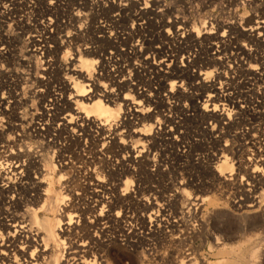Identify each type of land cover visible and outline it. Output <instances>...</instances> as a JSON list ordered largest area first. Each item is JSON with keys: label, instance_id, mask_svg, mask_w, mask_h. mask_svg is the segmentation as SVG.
Masks as SVG:
<instances>
[{"label": "bare ground", "instance_id": "1", "mask_svg": "<svg viewBox=\"0 0 264 264\" xmlns=\"http://www.w3.org/2000/svg\"><path fill=\"white\" fill-rule=\"evenodd\" d=\"M68 1H70V0H68ZM95 1L97 3H100L99 0H95ZM95 1H94V3H95ZM120 1L121 2H119L116 5V10L119 11V12H122V13L125 12L126 14L124 16L125 18L122 21H120V24H119V27H118V31L117 32H114V34H112L113 35L112 37H109L108 34L105 33L107 35V37L106 36H103V37H101L102 39L101 40L99 39V41H98L99 44H100V45L98 44L100 46V49H98V48L97 49H94L95 46L93 48L92 47H89V46L85 47V50L83 52L88 57L90 56V58H82L81 56H77L76 55V59H75L76 60V70H75L76 71V75H75L76 76V81H72L73 84L70 86V84L68 85L66 82H64V81L61 82V80H60L61 86H59L57 89L56 88L55 89L58 92L56 94H59L58 96H61V98L60 97L59 98L57 97V98H52V99H49L48 100L49 103H48L47 110L51 111L52 112V115L51 116H39V118L42 121H44V127H42L43 131L44 130L46 132L53 131L54 133H56L57 136H62L63 135L65 141L67 143H69L71 146H73L74 148L80 147V144H81L82 139L88 140V146H87L88 152L91 153L90 155H92L95 160L96 159L100 160V159H102V157H103V155L105 153L113 152L112 151L113 149H116V151L120 152V151L126 150L128 148L127 145H125L124 143H122L118 139L117 140L119 142H117V143L115 142L116 133H117L118 129H120V127H121V129H122L121 131L123 133L122 136H124V137L125 136H129V135H132V134L133 135H137V136L140 135V136L145 137L146 140L152 146H155L157 143L158 144L159 143L162 144L163 147L164 146L176 147L178 145H181L182 148L184 149V152H185V151H190V149H192L193 147H196V146H199L201 149H203V151H205L204 149H206L207 147H206V145L202 141V139L204 137H207L206 139H209L210 140L211 145H213V146H210V147H215V145H217L218 136H216V135H214L213 137L211 136V135H213V133L215 134V131L212 130V129L211 130H208L207 129L208 127H206V125L205 126L202 125V124H205L206 121L218 120V122H220V121H222L224 119H229L230 120L231 119V116H235V117L236 116H239V117L240 116L241 117L242 116H250V120L253 119V122L260 121L258 119H260L261 116H263V114L259 111L261 108H259V110L258 109H249V107L247 105H245V104L248 102V97H249L247 95L248 93L253 96V97L251 96L252 98H250V99H253V100L256 99L257 100L256 102H258V103L255 105V107H260L264 103V90H258L257 92L254 91V86L260 80V76L258 77L259 73L262 71L261 73H263L262 75H264V67H262L261 71L258 72L257 71L258 70L257 67H260V66L250 65L252 63H250L251 61H249L248 63H250V64H248V65H250V66H248L244 71H242L238 75L232 74L233 71L230 70L231 71V75L223 76L224 74L222 75V71L221 70L218 71V69H217V71H216V69L211 66L213 69H215V72H216V73L214 72L215 74H212V69H210V63H208V61L210 60V57H209V59H206L208 61H206V60L204 61V58L198 57L199 55L197 56V55L192 54L193 52L191 51L192 49H191L190 46H192V45L194 46L195 43H198L199 44L202 41L201 39H206V37L207 38H211L210 36L208 37L207 35H216L217 34L216 33L217 32L216 29H223L222 34H219V37H220L219 38V42H220V39H221V42H220L219 45H218V42H217V46L215 44V47H217V49L212 53L213 55L211 56L212 57L211 58V60H212L211 62H214V63H217L218 64L219 62H222L221 60L224 57L223 55H222L223 56L222 58L219 57V54L224 49H226V45H227V44H225L223 42H225L226 40H229L230 39L229 37L225 36V33L224 32H226V34H227V32H228V34H233V35H235V37L236 36L237 37L238 36H242L243 38L245 37L246 38V42H247V39H248L249 42H251V44L254 43L256 45H261L263 43V45H264V18H261V17L247 18L248 16H246V19H247L246 20L247 22L245 23L246 25L244 27H240V29L239 28H235L234 26H232L235 23L232 24V25H231V23L230 24H222V23L220 24V23H217V21H219V20H217L216 21V29H215L216 31H209L207 29L204 30L205 28L202 29V28L199 27L200 29L203 30L202 32H201L200 29H193V30L191 29L190 30L191 33H190V31L188 32V29L186 28L187 26H186V24H185V22L183 20L180 21L179 18L176 15L171 16V14H172V10H171L172 7L170 8V6H168V4H167V7H162V6H160L161 4L158 5L159 3L158 4H154V2H151L153 4H146V3L143 4V5L140 4L139 7L137 6L138 8H135L134 9V7H135L134 6L133 7L134 10H132L133 12L131 13V11H129V6L127 5V3L130 2V1H128L126 3H125V0H124V3L122 2V0H120ZM212 1H214V0H212ZM212 1H210V2H212ZM72 2H74V1H72ZM77 2H79V1H77ZM82 2H83V0H82ZM133 2H135V1H133ZM139 3H142V2H139ZM203 3H204V1H203ZM64 4H66V3H64ZM72 4L75 5V2L72 3ZM79 4L81 5V2ZM231 4H233V7H234V3H231ZM68 5H69V3H68ZM80 5H79V7H80ZM84 5L82 4V6H84ZM205 5H207V4H205ZM211 5H213V4H211ZM64 6L66 7V5H64ZM226 7H228V6H226ZM112 8H114V7H111V9ZM214 8H215V6H214ZM98 9H99V7H98ZM98 9H96V10L98 11ZM77 10L75 12H77ZM91 10L94 11V8H91ZM262 10H260V11H262ZM73 11H74V9H73ZM81 11H82V8H81ZM111 11L113 12V10H111ZM78 12H80V11H78ZM98 12L100 13V11H98ZM115 13H116V11H115ZM66 14L68 16V12ZM72 14H73V12H72ZM62 15H63L62 18L64 19V14H62ZM83 15H85V14H83ZM104 15H102V17ZM259 15H261V14H259ZM86 16L89 17L88 15H86ZM166 16H169V17H167V19H165ZM54 17H56V16L54 15ZM249 17H251V15H249ZM94 18L96 19L98 17H93V20H94ZM122 18H123V16H122ZM241 19H243V18H241ZM111 20H113V21H111ZM111 20H110L111 21L110 24L113 23L112 24L113 26L114 25L116 26L118 24V19H114V17H113V19H111ZM106 21H108V19ZM222 21H224V20H222ZM51 22H52V19H51ZM203 22L205 24V21H203ZM209 22H211V21H209ZM84 24L87 25V23H84ZM208 24H210V23H208ZM208 24H206V25H208ZM69 25H70V23H69ZM238 25H239V23L237 24V26ZM243 25L244 24H242V26ZM81 26H82V24H81ZM198 26H199V24H198ZM86 27H88V26H86ZM93 27H94V25H93ZM96 28H98V27H96ZM94 29H95V27H94ZM111 29H112V27H111ZM114 31H115V29H114ZM100 33H101V30H100ZM92 36H93V34H92ZM111 39H115V41L114 40H111ZM241 39L242 38H240V40ZM92 40H93V38H92ZM229 41H231V39ZM234 41L232 40V42H234ZM243 41H245V40H243ZM76 42H77V40H76ZM232 42H231V44H232ZM212 43H214V42H212ZM90 44L92 45L93 43H90ZM117 44H119V46H121V48L119 50L117 49ZM223 44H225V45H223ZM242 45H244V44H242ZM81 46L83 47V45H81ZM96 46H97V44H96ZM104 46H106V47L107 46H111L110 48H108L111 51L106 50V51L109 52V53H107V54H109L108 57H103L104 55H106V52L103 49ZM197 47H199V46H197ZM210 47L212 48V46H208V48H210ZM245 47H246V45L244 46V50H245ZM65 48H66V46H65ZM213 48H214V46H213ZM213 48L211 50H214ZM236 48H238V47H236ZM70 49L73 50L72 48H70ZM233 49H235V47ZM67 50L68 49L64 50V53L68 52ZM259 50H261V49H259ZM262 50H261V53L262 52L264 53V51H262ZM196 52H197V50H196ZM226 52L224 54H226ZM233 52H234V50H233ZM183 53H185V54H183ZM178 54H179V56L181 54V58L179 60L177 59ZM207 54H206V56H208ZM250 54H251V52H248V55L249 56H250ZM115 55L118 56V59H117V61H114L113 60L114 61V65H115V69H112L113 72H119V73L121 72L122 73L123 72L122 70H126V69L132 70V72H134V77H132L133 82L131 84H129L127 82L128 79L126 80L125 78H122L120 80L119 78H117V80L119 79L117 81V84H118L117 86L118 87L119 86L120 87H122V86H128V87H130L131 86L132 89L134 90V93H133L134 95L133 96L132 95L129 96L127 93H124L122 96L120 95L121 97H119V99H118L119 100V103H118L119 106L117 108L114 107V104L109 99L113 95L112 94L113 93L112 90L107 89V85H97L96 82H95V80H94V78H92V76H91V74L93 72V69H94L93 67L97 66V68H99V69L101 68V70H103V68L106 67L105 64L106 63H109V62H106V60H110V62H111L112 59H113V57ZM226 56H227V54H226ZM237 56H238V54H237ZM240 56H242V55H240ZM245 56H246V54H245ZM55 57H56V55H55ZM68 57L69 58L71 57V59L73 60L74 59V54H73V57L72 56H68ZM262 60H263L262 62H264V55L262 57ZM57 63H58V61H57ZM52 64L53 63L50 62V65L51 66H52ZM229 65H231V63H229ZM62 66H64V65H62ZM240 66H241V64H240ZM255 66H257V67L255 68ZM223 67H226V66H223ZM226 69H227V67H226ZM52 71H53V69H52ZM106 71H107V69H106ZM53 73H54V71H53ZM112 73H110V74H112ZM119 73L116 74L115 76L119 75ZM228 73H229V71H228ZM110 74H108V75H110ZM61 75H62V78H63V74H61ZM103 76L105 77V75H103ZM103 76H102V78H103ZM113 77L114 76H112V78ZM55 78H57V77H55ZM114 78H116V77H114ZM101 81L102 80H100V82ZM115 82H116V80L115 81L113 80V84ZM152 85H158V87H155V90H152L151 89V86ZM165 85H167V87H168L167 89L168 90H167V93L166 94H164V93L163 94L166 96L167 99H169L171 101L170 102L171 104H166L165 105L166 108L163 107L165 109V110L163 109V113L158 114L159 111H157V109H156V107H158L157 106L158 97H159L160 89L162 87H163L162 90H164V88H166ZM160 86H161V88H160ZM243 88H244V90H242ZM256 88H257V86H256ZM70 89L75 92L74 95H72V96H71L72 93L68 92ZM0 90H1V88H0ZM128 90H129V88H128ZM114 91H115V89H114ZM65 92H67L66 94H68V96H69V98L65 97V99L67 98V102H65V99L62 100V94H64ZM122 92H124V91H122ZM51 94H52V91H51ZM183 100H186V101L188 100L189 101V103L187 102L188 103L187 106L180 104ZM61 102L63 104H61ZM116 103H117V101H116ZM165 103H163V104H165ZM237 104L239 105L238 108L236 107ZM228 105L232 109L227 108ZM60 106H61V108H60ZM38 110L39 109H37V111ZM160 110H161V108H160ZM188 112H190V113H188ZM178 115H182V116H178ZM196 115H198V116H196ZM114 117H118V119L120 121V124H118L114 128L107 127V125L110 123L111 120H113ZM233 118L234 117H232V119ZM248 119H249V117H248ZM5 120H6V118H5ZM253 122H251V123H253ZM13 123H16V122H13ZM40 124H41V122H40ZM225 124L228 125V124H231V123H225ZM201 125L203 127H201ZM262 125H264V124H262ZM190 126H191V128L192 127L194 128V130L192 128L193 131L190 130ZM8 127L9 126H7V128ZM31 127H34V126H31ZM258 127H259V125H258ZM218 128H220V127H218ZM254 128H255V126H254ZM259 129H260V127H259ZM261 129H262V127H261ZM251 130H252V128H251ZM30 131H32V130H30ZM190 133H192L193 136L200 137V138H195V139H193L194 141H189L191 139V138L189 139V134ZM230 133H231V131H230ZM233 133H234V137H236V139H237V136H244L245 137V135H246V133H243V131H239L238 134H236V135H235V132H233ZM32 134H34V133H32ZM192 138H194V137H192ZM207 142H208V140H207ZM261 142H262V144L264 146V134L258 133V134L253 135L250 138V140H248L247 143H245V145L244 144L242 145V143H241V146L239 148L240 151H241L240 153H241V155L243 154V155L246 156V159H245L246 161L244 162V165L245 164H247V165L250 164L251 161H253V159L255 157H256L255 159H257L259 156L264 155V147H263V149H261V150H259L257 152H256V150H254V147L255 146H260ZM104 143H110V145L108 144L109 145L108 146L106 144L107 146H104L105 145ZM144 144H146V143H143V145ZM232 144H233V142H232ZM246 144H250V145L249 146H246ZM130 146H131V144H130ZM156 146H158V145H156ZM67 148L68 147L65 146V145H61V146L58 147L59 151L62 152L61 160H60V162L58 163V165L56 167L58 170H60V169H71V168H73V166H71V164H70L71 163L70 159L67 156L63 155V152ZM149 148H151V147H149ZM11 149L12 148H10V145L8 144V142H5L3 144V142L0 141V205L2 206L0 208V264H46L45 261H46V259L48 257V253L47 252L49 250L47 240L40 235V231H38V229L37 230L33 229V227L35 225H33L30 222H28V220H26L23 216L17 215L15 213V211H17L16 210L17 208L22 207L23 204H25V205L26 204L27 205L28 204H30V205H33L34 204L36 206L34 207V205H33V207H32V215L31 216H33V218L35 220L36 219H39V217H40L39 215L42 212H44V210L46 209L45 207H46V204H47V195H48V192L50 191V189L48 187L47 188H43V185L42 184H43L44 181H42L43 179L41 180V178H39L37 176V174H39L41 172V170H43V169H41L42 167L38 165L37 160H35L34 157L30 156L28 153H26L24 151H21V150L13 151ZM16 149H20V148L18 147ZM164 150H163V153H164ZM130 151H133L134 152V148L132 150H130ZM142 151H143L142 148H140L137 151L138 154L134 155V157L132 156L133 159L130 158L129 155L126 156V158L125 157L122 158V159L120 158L121 160L116 164V165H118L117 166L118 167V170H117L118 172L115 171L116 168H114V169L111 168L113 171L110 172V177L111 176L112 177H116L117 176V178H118V177L122 176L123 174H126L128 172V169L130 170V168L127 169L125 167V165H124V162H126V161L131 162L135 166L136 165L139 166L141 164V162L143 161V157H144L143 156L144 153L140 154ZM247 151H252V152L255 151L254 154L252 153L254 155V158L249 157L250 155L247 156V154H248ZM238 152H239V150H238ZM115 153H117V152H115ZM121 154H123V152ZM198 154H196V155H198ZM77 156H79V155H77ZM83 156H84V154H83ZM206 157H207V155H206ZM220 157H221V159H219ZM220 157H218V159L216 160V163L217 164L216 165L214 164L215 165L214 172L217 173V175H219V176H222L223 175L222 173H226L228 171L229 172H232L233 171V166H232V163L233 162L230 164L229 161H228L229 159H228V157L226 155H223V156H220ZM175 158H176V155H175ZM144 159H145V157H144ZM172 159H174V158H172ZM196 159H197V161L194 164H196L197 167H199L201 165L202 161L199 160L198 157ZM237 159H239V158L237 157ZM261 159H262V157H261ZM91 160L92 159H90V161ZM111 160H113V159H111ZM94 161H93V167L92 168H90L89 170L87 169L83 174L80 173L83 176V182L81 184H76L75 183V185L73 186V183H72V185L69 186L70 179H71V175H70L71 172H70V174L67 173L68 175L66 173L63 174L64 172L62 174H60V176L58 175L59 178H62L60 180L61 181L62 180L64 181V186L67 189V190L65 189L67 191V194H66V192H65V195H61L60 194L62 207H61V209L59 208L60 209L59 216H57L58 218L56 217V221H55V224H54L55 226H53V227H56L57 230H58V235L59 236L57 235V237H58V239H57L58 242L57 243L60 244V245H62V247H63L62 250L63 249L65 250L64 255H62V258H61V264H108V262L106 261V258H105V263H104V260H100V261L97 260V258L99 256L96 258L95 254H94V250H92V247L94 245L92 244L93 246L91 247L89 245V242H88L89 240L87 239L88 238V235H89L88 231L89 232L90 231H94V233L96 234L95 231L99 230L100 232H104L105 233V231H110L109 229H111V227H113L115 225V226H117L116 228H119V230H120V233L121 234H120L119 237L122 238L121 241L122 240L126 241L127 239H126V235L124 233V230H128L129 233H127V234H131V232H132V234H135V233H133L134 232V229L133 228H135V227L132 226V223L133 222H136L138 220L141 221V222H144L142 219L140 220V218L136 215L138 213V211L141 210V209L142 210H145V211L146 210H149L150 211L149 215L147 216L148 219H149V227H148L149 229L148 228L147 229L150 230V233L153 236L156 235V233L158 235H160L158 233V231H157L159 229L158 228L159 226L162 227V228H165V229L166 228H169V227H171V229H172V227H173V225H171L172 221L170 223L169 220L167 218H165L166 215L168 216V214H165V207L166 206H169L168 203H167V201H166V198H165V196L167 194L164 195L162 191H160V190H158L156 188H155L156 190L153 189L152 188L153 186H151V185H150L151 188L149 186L144 187L143 185H142L143 187H141V185L139 183L140 180H137V178L135 180L136 183L135 184L133 183V185H132L133 188L131 187L132 189H128V186H129L128 185V181L127 180H124V182H123L124 188H121V190H119V192H117V190L115 189L116 192H117V195H115L114 200L111 198L113 196H111L109 198H111L110 200H113V201H110V202H107L106 201L105 202V200H103V195L105 193H107L108 190H111V193H112V191L114 189H109L110 187L108 188L106 186L107 185V182L101 177V175H100L101 173H99L97 171L96 161L95 162ZM161 162H165V161H162L161 160ZM101 163H102V161H101ZM103 163H105L107 165V167H108V165H112V166L115 165V164L114 165L112 164L114 162L110 163V161H108V162H104L103 161ZM103 163H102V165H103ZM254 164H255V162H254ZM153 165H154V163H153ZM211 165H213V164L211 163ZM237 165H240V164L237 163ZM252 165H253V163H252ZM54 166H55V164H54ZM140 166H142V165H140ZM99 167H101V166H99ZM103 167H105V166L103 165ZM107 167H105V168H107ZM240 168H242V167H240ZM247 169L248 168H246V169L244 168L245 171H247ZM30 170H32V173L34 175V176L32 175L33 177L30 176ZM74 170H76V169H74ZM199 170L200 169H198V171ZM107 171H109V170H107ZM59 172H61V171H59ZM105 173H106V171H105ZM133 173H132V175H133ZM141 173H143V172L141 171ZM151 173L153 174V172H151ZM251 173L255 174V176L252 177V179L255 178L256 181L258 180V182L260 180H262V181L264 180V170H262V168L255 166L254 169L251 171ZM9 174H12L13 176L14 175L15 176L17 175V177L20 176L21 179H24V180L28 181L26 183L27 185L26 186H22V187H18V188H14V186H13L14 184L12 185L7 180V177L6 176H8ZM155 174H156V172H155ZM159 175H160V173H159ZM230 175H232V173ZM47 176L49 177V175H47ZM106 176H107V174H106ZM106 176H104V177H106ZM142 176H144V175H142ZM151 176H153V175H151ZM238 176H240V175H238ZM256 177H258V178H256ZM59 178L57 180H59ZM8 179H9V177H8ZM80 179H82V177ZM246 179H247V177H246ZM250 179H251V176L249 177V180ZM147 180H149V179H147ZM160 180H162V179H160ZM181 180H182V178H181ZM212 181H213V179H212ZM221 181H223V180H221ZM149 182L150 181H147L146 183H149ZM260 183H258V184H260ZM76 185H78V186L76 187ZM157 185L159 186L158 183H157ZM157 185H156V187H157ZM46 186H47V183H46ZM162 187H163V185H162ZM169 187H167V188L169 189ZM119 188H120V186L117 189H119ZM163 188H165V187H163ZM196 189H197V187H196ZM253 189H254V187H253ZM128 190H131V191L129 192ZM206 190H208V189H206ZM235 190H237L236 187H235ZM242 190H244V189H242ZM170 192H171V190H170ZM111 193H109L108 195L110 196ZM19 194H21L22 197H19ZM233 194H234V192H233ZM240 194H242V193H240ZM131 195L135 199V200L132 199L133 200V204L131 203L132 206L134 208H138V209L140 208V209L137 211V213L135 215L132 214L133 216L132 217H129V215L125 214V212L127 210L124 211L123 205L128 200L131 199ZM168 195H169V192H168ZM156 196L159 198L160 201L159 200L158 201L156 200L157 202H154ZM249 196H247V197H249ZM107 197H105V198H107ZM58 198H60V197H58ZM201 200H202V198H201ZM240 200H241V197H240ZM129 202H128V204H129ZM189 203H191V202H189ZM79 204L82 205V206L79 207L78 206ZM58 205H57V207H58ZM240 205H238V206H240ZM252 205L253 204L249 203L247 206H251L252 207ZM190 206H191V204H190ZM128 207H125V209L128 208ZM30 208H31V206H30ZM198 208H199V204H198ZM146 212H148V211H146ZM194 212H196V211L194 210ZM129 213H131V212H129ZM173 222L175 223V221H173ZM37 223H38V220H37ZM150 223H152L153 225L150 224ZM133 224L135 225L136 223H133ZM145 225H146V223H145ZM154 225H155V228L154 227L152 228V226H154ZM38 226H40V225H38ZM140 226H142V225H140ZM156 226H158L157 227V230H155L156 229ZM150 227H151V229H150ZM115 229H114V231H115ZM79 230L80 231H83V234L82 233L79 234L78 233ZM53 231H54V229H53ZM144 232H147V231H144ZM178 232L179 231H177V233ZM183 232L185 233V231H183ZM183 232H182V234H183ZM219 232H221V231H219ZM167 234H169V233H167ZM163 235H162V237H163ZM95 236H97V235H95ZM135 236H136V234H135ZM170 236H171V234H170ZM170 236H169V239L174 237V236H171V237ZM156 237H159V236H156ZM236 237H237V235H236ZM117 238H118V235H117ZM129 238H130V236H129ZM181 238H182V236H181ZM118 239H120V238H118ZM143 239H145V238H143ZM154 239H156V238H154ZM104 240H106L107 243L106 244L100 243V246H104L105 247L104 253L106 252L107 253L106 255H108L112 259V261H113V262L111 261L112 264H124V263H122L123 258H130V259L136 258V254L137 253L136 254H133L132 253L133 256L128 255V253L126 252L125 247L122 245V243L121 244L119 243L120 240H119V242H117L118 240L116 241V240H111V239H104ZM171 240L172 239H170V241ZM53 241H54V238H53ZM133 241H135V240H133ZM140 241L142 242V240H140ZM175 242H174V244H176ZM135 243H137V242H135ZM145 243H146V240H145ZM171 243H173V242H171ZM98 245H99V243H98ZM55 246H57V245L55 244ZM100 246H98V247H100ZM136 247H138L137 244H136ZM186 249H187V247H186ZM96 251H99V250L97 249ZM249 252H250L249 253L250 254V259H252L250 262H253V260L256 257V255H255L256 254V251H255L254 248H252V251H249ZM230 253H231L230 251H227L226 249H223V254L227 257V258L224 257L225 259H223V261L226 262V264H238L237 263V260L229 259V254ZM103 256H104V254H103ZM193 258L194 257H192V256H190V257L188 256L186 258V261H184V259H181V260H179V262H175V263H173L174 261L173 262H170V261L167 260L165 264H185V262H188V263L190 262V264H191V261L195 259V258L194 259ZM239 260H241V259H238V261ZM192 264H194V263H192Z\"/></svg>", "mask_w": 264, "mask_h": 264}, {"label": "rangeland", "instance_id": "2", "mask_svg": "<svg viewBox=\"0 0 264 264\" xmlns=\"http://www.w3.org/2000/svg\"><path fill=\"white\" fill-rule=\"evenodd\" d=\"M47 2V0H45ZM50 1V0H49ZM53 1V0H52ZM65 1V2H64ZM67 1V2H66ZM79 1V2H77ZM95 1V0H94ZM93 0H76L75 5L72 4L74 2H72V0L68 1V0H59V2H64L66 4V7L64 6L63 11L56 9V10H50L49 12H47L46 10L44 11V13H46L44 16V19L46 22H51L52 19V23L53 24H59L58 30L54 31L53 30V35L55 38V40H50L51 42L55 43V48L56 50H53L49 56H47V58H49L53 64L51 66V68L53 69V71L51 70L50 72V79H51V83L53 86H51V84L48 86V90H47V96L45 98V100L41 101L40 103H34V98H31L30 93H28L29 89L27 87H21L18 86L15 90H18V92H20V95L22 94V96L25 97V99H23L18 105H15V107L13 109L10 108V110L13 112L12 114L10 113V116H0V141L3 142V144L5 142H8V144L10 145V148H12L11 150L13 151H24L26 153H28L30 156L34 157L35 160H37L38 165L41 166L40 168L43 169L41 170V172L39 174H37V176L39 178H41L43 182V188H49L50 191L48 192L47 195V204H46V209L44 210V212H42L39 216V219H34L32 215V207L33 205L30 204H23L22 207L17 208L15 211V213L17 215L23 216L26 220H28V222H30L31 224L35 225L33 227V229L40 231V235L45 238L48 242V257L45 261L46 264H61V258L62 255H64L65 250H62V245L58 244V230L55 226V221H56V217L59 216V211L62 207L61 205V195H65V192L67 194V189L64 186V181L60 180L62 178H59L58 175L60 176V174H67L71 172V179H70V185L73 186L76 184H81L83 182V176L80 173H84L87 169L89 170L90 168L93 167V161L95 160L93 158L92 155H90L91 153L88 152V140L82 139L80 147H76L74 148L73 146H71L69 143H67L64 139V136H57L56 133H54L53 131L51 132H46L45 130L43 131L42 127H44V121H42L39 116H51L52 112L47 110L48 108V100L52 99L54 97H60L58 96L59 94L56 91V89L61 86L60 80L61 82H66L68 85L70 84V86L73 84L72 81H76V55L77 56H81L82 58H90V56L88 57L87 55L84 54V50L85 47L89 46V47H94V49H100V44H99V39L101 40L103 36H106V34H108L109 37H112L114 34V32L118 31V27L120 24V21H122L125 17V12H119L116 10V5L121 2L120 0H99L100 3H97L95 1L94 3ZM115 1V2H114ZM130 1V2H128ZM135 1V2H133ZM204 1V3H203ZM212 1V0H210ZM205 1V0H125V3H127V5L129 6V11H131V13L133 12L132 10H134L135 8H138L139 5H143V4H153L151 2H154V4H158L162 7H167L170 6V8L172 7V14L171 16L176 15L180 21H184L186 24V28L188 29V32L192 29H204V30H209V31H216L217 30V34L216 35H207L208 37L210 36L211 38H207L206 39H201L202 41L198 44L195 43L194 46H190L191 47V52L194 55H199L198 57L200 58H204V61L206 59L210 60H206L208 61V63H210V69H212V74H215V69L217 71L221 70L222 71V75L223 76H228L231 75V71L232 74L234 75H238L239 73H241L242 71H244L248 66L250 65H257L260 67L255 66V68L257 67V71L260 72L262 67H264V62H262V57L264 55V53H261V50L264 51V45L263 43L261 45H256L254 43L251 44V42H249V40L247 39L246 42V38L242 37V36H236L233 34H226L225 36L229 37L231 39V41L226 40L225 44L226 45V49H224L223 51L226 52V54H223V51L219 54V56L221 55L222 58V62L214 63L211 62V56L213 55L212 53L217 49V47H215V44L217 46V42L218 45L221 42H219V34H222L223 29H216V21L217 23H222V24H234L232 26H234L235 28H239L240 27H244L246 24V16H248L247 18H254V17H261L264 18V0H246L244 2L243 6H240L241 4L239 3V1H232L231 3H234V7L233 4H231L230 2H226V3H219L218 0H214L212 2ZM71 2V3H70ZM81 2V5L79 4ZM86 2V3H85ZM90 2V3H89ZM107 2V3H106ZM122 2L124 3V0H122ZM142 2V3H139ZM236 2V3H235ZM69 3V5H68ZM78 3V4H77ZM104 3V4H103ZM113 3V4H112ZM115 3V4H114ZM136 3V4H135ZM139 3V4H138ZM228 3V4H227ZM82 4L85 6H82ZM94 4V5H93ZM96 4V5H95ZM164 4V5H163ZM207 4V5H205ZM213 4V5H211ZM216 4V5H215ZM227 4V5H226ZM80 5V7H79ZM100 5V6H99ZM231 5V6H230ZM82 6V7H81ZM99 9H98V7ZM114 7L111 9V7ZM135 6V7H134ZM138 6V7H137ZM202 6V7H201ZM209 6V7H208ZM215 6V8H214ZM228 6V7H226ZM73 7V8H72ZM84 7V8H83ZM87 7V8H86ZM134 7V9H133ZM183 7V8H182ZM204 7V8H203ZM206 7V8H205ZM218 7V8H217ZM76 8V9H75ZM82 8V11H81ZM91 8H94V11L91 10ZM108 10H107V9ZM263 10H262V9ZM72 9V10H71ZM74 9V11H73ZM78 9V10H77ZM98 9V11H100V13L96 10ZM67 10V11H66ZM77 10V12H75ZM84 10V11H83ZM103 10V11H102ZM113 10V12L111 11ZM200 10V11H199ZM232 10V11H231ZM262 10V11H260ZM62 11V12H61ZM68 12V16L65 12ZM80 11V12H78ZM90 11V12H89ZM111 11V12H110ZM116 11V13H115ZM73 12V14H72ZM87 12V13H86ZM97 12V13H96ZM102 12V13H101ZM109 12V13H108ZM49 13V14H48ZM77 15H75V14ZM79 13V14H78ZM89 13V14H88ZM95 13V14H94ZM100 15H99V14ZM107 13V14H106ZM118 13V14H117ZM175 13V14H174ZM250 13V14H249ZM257 13V14H256ZM263 13V14H262ZM64 14V19L62 18ZM72 14V15H71ZM82 14V15H81ZM85 14V15H83ZM104 15L102 17V15ZM109 14V15H108ZM261 14V15H259ZM54 15L56 17H54ZM86 15H88L89 17H87ZM99 15V16H98ZM114 15V16H113ZM120 15V16H119ZM182 15V16H181ZM249 15H251V17H249ZM259 15V16H258ZM74 16V17H73ZM76 16V17H75ZM98 17V18H94L93 17ZM123 16V18H122ZM238 16V17H237ZM243 16V17H242ZM69 17V18H68ZM118 19V24L114 27L112 24H110L111 19ZM118 17V18H117ZM166 16L165 19H167ZM245 17V18H244ZM54 18V19H53ZM67 18V19H66ZM76 18V19H75ZM100 18V19H99ZM110 18V19H109ZM232 20H231V19ZM239 20H238V19ZM243 18V19H241ZM103 21H102V20ZM108 19V21H106ZM120 19V20H119ZM213 21H212V20ZM50 20V21H49ZM70 20V21H69ZM93 20V21H92ZM111 20V21H110ZM224 20V21H221ZM227 20V21H226ZM241 20V21H240ZM69 21V22H68ZM82 21V22H81ZM91 23H90V22ZM98 21V22H97ZM106 21V22H105ZM205 21V24L204 22ZM211 21V22H209ZM230 21V22H229ZM232 21V22H231ZM238 21V22H237ZM245 21V22H244ZM75 22V23H74ZM224 22V23H223ZM241 22V23H240ZM70 23V25H69ZM84 23H87L84 24ZM94 23V24H93ZM210 23V24H208ZM239 23V25L237 26V24ZM82 24V26H81ZM98 24V25H97ZM106 24V25H105ZM193 26H192V25ZM199 24V26H198ZM203 26H202V25ZM208 24V25H206ZM213 24V25H212ZM242 24H244L242 26ZM66 25V26H65ZM69 25V26H68ZM95 29H94V27ZM104 25V26H103ZM112 29H111V27ZM206 25V26H205ZM64 26V27H63ZM81 26V27H80ZM88 26V27H86ZM92 26V27H91ZM191 26V27H190ZM198 26V27H197ZM213 28H212V27ZM237 26V27H236ZM98 27V28H96ZM200 27V28H199ZM211 27V28H210ZM70 28V29H69ZM82 30H81V29ZM90 28V29H89ZM92 28V29H91ZM105 28V29H104ZM74 29H76L74 31ZM104 29V30H103ZM115 29V31H114ZM202 29L201 32L203 31ZM214 29V30H213ZM216 29V30H215ZM91 32H90V31ZM101 30V33H100ZM81 31V32H80ZM83 31V32H82ZM93 31V32H92ZM96 31V32H95ZM103 31V32H102ZM106 31V32H105ZM113 31V32H112ZM55 32V33H54ZM76 32V38L72 39L70 41L71 44V48L73 50L70 49V46L67 45V42L65 41V37L66 34L67 35H72V33ZM79 32V33H78ZM89 32V33H88ZM83 33V34H82ZM97 33V34H96ZM106 33V34H105ZM191 33V31H190ZM93 34V36H92ZM105 34V35H104ZM64 35V36H63ZM86 35V36H85ZM91 37H90V36ZM95 35V36H94ZM97 35V36H96ZM101 35V36H100ZM232 35V36H231ZM78 36V37H77ZM80 36V37H79ZM99 36V37H98ZM214 38H213V37ZM231 36V37H230ZM97 37V38H96ZM217 37V38H216ZM226 37V38H227ZM233 37V38H232ZM59 38V39H58ZM87 38V39H86ZM89 38V39H88ZM93 38V40H92ZM95 38V39H94ZM225 38V39H226ZM240 38H242L240 40ZM79 39V40H78ZM218 39V40H217ZM228 39V38H227ZM236 39V40H235ZM58 40V41H57ZM77 40V42H76ZM91 40V41H90ZM114 40L115 39H111ZM209 42H208V41ZM232 40L234 42H232ZM245 40V41H243ZM56 41V42H55ZM97 41V42H96ZM229 41V42H228ZM61 42V43H60ZM206 42V43H205ZM211 42V43H210ZM214 42V43H212ZM228 42V43H227ZM232 42V44H231ZM240 42V43H239ZM59 43V44H57ZM74 43V44H73ZM76 43V52L74 49ZM90 43H93L92 45ZM69 44V43H68ZM91 46H90V45ZM95 44V45H94ZM97 44V46H96ZM99 44V45H98ZM206 44V45H205ZM208 44V45H207ZM223 44V45H225ZM229 44V45H228ZM240 44V45H239ZM244 44V45H242ZM63 45V46H62ZM83 45V47L81 46ZM205 47H204V46ZM235 45V46H234ZM245 50H244V46ZM250 45V46H249ZM66 46V48H65ZM68 46V47H67ZM199 46V47H197ZM208 46H214V50H211L212 48H208ZM248 46V47H247ZM262 46V47H261ZM61 47V48H60ZM63 47V48H62ZM82 47V48H81ZM111 46H104V50L106 52V55H104L103 57H108L109 53L108 51H111L110 48ZM201 47V48H200ZM207 47V48H206ZM231 47V48H230ZM235 47V49H233ZM238 47V48H236ZM252 47V48H251ZM69 48V49H68ZM78 48V49H77ZM84 48V49H83ZM121 48V46H119V44H117V49L119 50ZM198 48V49H197ZM230 48V49H229ZM68 49L66 52L64 53V50ZM194 49V50H193ZM210 49V50H209ZM229 49V50H228ZM242 51H241V50ZM261 49V50H259ZM108 50V51H106ZM197 50V52H196ZM232 50V51H231ZM234 50V52H233ZM236 50V51H235ZM252 50V51H251ZM258 50V51H257ZM82 52V53H81ZM104 52V53H105ZM204 52V53H203ZM233 52V53H232ZM248 52H251L250 56L248 55ZM72 53V54H71ZM76 53V54H74ZM202 53V54H201ZM208 53V54H207ZM238 56H237V54ZM254 53V54H253ZM256 53V54H255ZM74 54V59L72 60L71 57L69 58L68 56H72L73 57ZM185 54V53H183ZM206 54L208 56H206ZM246 54V56H245ZM260 54V55H259ZM56 55V57H55ZM223 55V56H222ZM229 55V56H228ZM242 55V56H240ZM256 55V56H255ZM236 58H235V57ZM260 56V57H259ZM51 57V58H50ZM228 57V58H227ZM239 57V58H238ZM258 57V58H257ZM181 58V54L179 56H177V59L179 60ZM199 58V59H200ZM69 59V60H68ZM116 59V60H115ZM118 56H114L112 61L110 62V60H106L105 64V68H103V70H101V68H97V66L93 67V72L91 74L92 78H94L95 82L97 85H107V89L112 90V96L109 98L110 101H112V103L114 104V107L117 108L119 105V97H121L124 93H127L129 96H133L134 94V90L132 89V87H128V86H122V87H118L117 85V81L122 78H125L127 80V82L129 84H131L133 82L132 77H134V72H132V70L126 69V70H122L123 72L119 73V72H113L112 69H115V65H114V61H117ZM235 59V60H234ZM242 59V60H241ZM245 59V60H244ZM257 59V60H256ZM260 59V60H259ZM72 60V61H71ZM114 60V61H113ZM255 60V61H254ZM8 59H4L3 57L0 58V69H3L5 67H9L8 66ZM58 61V63H57ZM69 61V62H68ZM228 61V62H227ZM245 61V62H244ZM249 61H251L250 63H248ZM253 61V62H252ZM238 62V63H237ZM258 62V63H257ZM261 62V63H260ZM69 65H68V64ZM224 63V64H223ZM228 63V64H227ZM229 63H231V65H229ZM233 63V64H232ZM236 63V64H235ZM244 65H243V64ZM241 64V66H240ZM250 64V65H248ZM259 64V65H258ZM64 65V66H62ZM109 65V66H108ZM199 65V64H198ZM222 65V66H221ZM215 68V69H213ZM226 66V67H223ZM230 66V67H229ZM245 66V67H244ZM240 67V68H239ZM56 68V69H55ZM64 68V69H63ZM68 68V69H67ZM97 68V69H96ZM220 68V69H219ZM230 68V69H229ZM58 69V70H57ZM235 69V70H234ZM237 69V70H236ZM239 69V70H238ZM260 69V70H259ZM96 70V71H95ZM231 70V71H230ZM62 71V72H61ZM65 71V72H64ZM70 71V72H69ZM110 71V72H109ZM225 71V72H224ZM229 71V73H228ZM236 71V72H235ZM67 72V73H66ZM113 72V73H112ZM215 72V73H214ZM262 72V71H261ZM259 73L258 77L260 76V82L258 81V83L254 86V91L257 92L258 90H264V75H262L263 73ZM1 73L5 74L4 71H1ZM97 73V74H96ZM112 73V74H110ZM117 76H115L116 74H118ZM56 74V75H55ZM63 74V78L62 75ZM71 74V75H70ZM95 74V75H94ZM110 74V75H108ZM122 74V75H121ZM127 74V75H126ZM6 75V74H5ZM59 77H58V76ZM101 75V76H100ZM105 75V77L103 76ZM133 75V76H132ZM103 76V78H102ZM112 76L116 77V78H112ZM57 77V78H55ZM98 77V78H97ZM131 77V78H130ZM53 78V79H52ZM105 78V79H104ZM107 78V79H106ZM111 80H110V79ZM117 78H119L117 80ZM2 79H5V77ZM57 79V80H56ZM55 82H54V81ZM100 80H102L100 82ZM105 80V81H104ZM113 80L116 82L113 84ZM98 81V82H97ZM71 82V83H70ZM106 82V83H105ZM112 82V83H111ZM56 83V84H55ZM58 83V84H57ZM101 83V84H100ZM108 83V84H107ZM261 85H260V84ZM112 87H111V86ZM259 85V86H258ZM56 86V87H55ZM110 86V87H109ZM257 86V88H256ZM117 87V88H116ZM154 87V88H153ZM155 87H158V85H152L151 89L155 90ZM166 88L163 89V87L161 88L160 86V93H159V97H158V103L156 109L158 112V114L163 113V109L166 108V104H171L170 100L166 98V96L164 94L167 93V85H165ZM54 88V89H53ZM56 88V89H55ZM119 88V89H118ZM124 88V89H123ZM129 88V90H128ZM115 89V91H114ZM117 89V90H116ZM55 90V91H54ZM71 90V89H70ZM68 91L72 95H74V91ZM244 90V88L242 89ZM49 91V92H48ZM52 91V94H51ZM124 91V92H121ZM164 91V92H163ZM132 92V93H131ZM67 92H65L64 94H62V100L65 99V97L69 98L68 94H66ZM116 93V94H115ZM164 93V94H163ZM56 94V95H55ZM118 94V95H117ZM162 94V95H161ZM8 90L6 88H1L0 90V99L8 96ZM49 95V96H48ZM121 95V96H120ZM248 97V102L245 104L249 107V109H258L261 108L259 111L263 114L264 116V103L260 106V107H255V105L258 103L256 102L257 100H253L250 99L253 96L250 95L249 93L247 94ZM52 96V97H51ZM162 96V97H161ZM252 96V97H251ZM67 98L65 99V102H67ZM76 98V97H75ZM163 100V101H162ZM46 101V102H45ZM117 101V103H116ZM160 101V102H159ZM254 101V102H253ZM43 102V103H42ZM166 102V103H165ZM189 103V101L187 100H183L180 104L182 105H186ZM251 102V103H250ZM161 103V104H160ZM165 103V104H163ZM61 104H63L61 102ZM40 105V106H39ZM244 105V104H243ZM62 106V105H61ZM60 106V108H61ZM164 107V108H163ZM237 108L239 107V105L237 104L236 106ZM254 107V108H253ZM42 108V109H41ZM161 108V110H160ZM229 109H232L228 107ZM37 109H39L37 111ZM46 109V110H45ZM41 110V111H40ZM165 110V109H164ZM10 111V112H11ZM162 111V112H161ZM38 112V113H37ZM50 112V113H49ZM43 115H42V114ZM190 113V112H188ZM41 114V115H40ZM14 115V116H13ZM37 116V117H36ZM178 116H182V115H178ZM198 116V115H196ZM261 116L260 119L258 120H262L257 121V122H253V119L250 120V116H231V119H224L220 122H218V120H210V121H206L205 124H202L203 126L206 125V127H208V130H214L215 134L213 133V135H211L212 137L214 135L218 136V142L217 145H215V147H210L213 146L211 145V142L209 139H206L207 137H204L202 139L203 143L206 145V149H204L205 151H203V149H201L199 146L193 147L192 149H190V151H185L182 148L181 145H178L176 147H169V146H164L162 144H156L158 146H152L145 137L140 136V135H129V136H122V129L120 127V129H118L117 133H116V138H115V142H119L121 141L122 143H124L125 145H127V149L123 150V151H116V149H113V152H109V153H105L102 157V159L98 160L96 159V168L97 171L99 173H101V177L107 182V187L109 189H116L117 192H119V190H121V188H124L123 182L124 180L128 181V189H132V185L133 183H136V178L137 180H140L139 183L141 185V187H146L149 186L151 188V186H153V189H158L160 191L163 192L166 198V201L168 203L169 206L165 207V214H168V216L166 215L165 218H167L169 220V222L171 223V225H173L172 229L171 227L169 228H162V227H157L159 228L157 231L160 235H158L156 233V235H152L150 233V230H148L149 228V219H148V215L150 213L149 210H146L148 212H146L145 210H139L138 208H134L132 206L133 204V200L134 199L131 195V199L128 200L124 205V211L125 214L129 215V217H132L133 215H135L138 211V213L136 214L140 220L142 219L144 222L141 221H136L133 223H136L135 225L132 223V226L135 227L134 232L136 234H127L129 233L128 230H124V233L126 235V241L122 240L121 241V237L120 236V230L119 228H116L117 226H113L111 227V229H109L110 231H105L104 232H100L99 230L95 231L96 234L94 233V231H88L89 235H88V242L89 245L92 247V250H94V254L97 258V260H104L105 263V258L106 261L108 262V264H112V259L106 255L107 253L105 251V247L104 246H100V243H104L106 244V240L104 239H111V240H118L117 242H119L120 240V244L122 243V245L125 247L126 252L128 253V255L133 256V254H136V258H123L122 263L124 264H165L166 261H170V262H179V260L184 259V261H186V258L189 256L194 257L191 261V264H226V262L223 261V259L227 258L224 254H223V249H226L227 251H230L231 253L229 254V259H233V260H237L238 264H248L252 259H250V252L252 251V248L255 249L256 251V257L253 260V262H250L249 264H264V180H260L258 182V180L256 181L255 178L252 179V177L255 176V174L251 173V171L254 169V167H260L262 168V170H264V155L259 156L257 159L254 158V153L255 151H247V156L250 155L249 157L254 158L253 161H251L250 164H245L244 162L246 161V156L245 155H241V151H240V146L241 143L242 145L245 143H247L248 140H250V138L258 133H262L264 134V117ZM232 117H234L232 119ZM249 117V119H248ZM6 118V120H5ZM242 118V119H241ZM244 118V119H243ZM3 119V120H2ZM34 119V120H33ZM40 121H39V120ZM235 119V120H234ZM241 119V120H240ZM2 120V121H1ZM212 121V122H211ZM236 121V122H235ZM244 121V122H243ZM3 122V123H2ZM6 122V123H5ZM16 122V123H13ZM31 122V123H30ZM41 122V124H40ZM119 122V123H118ZM223 122V123H222ZM253 122V123H251ZM146 123V122H145ZM218 125H217V124ZM225 123H231V124H225ZM118 124H120V121L118 119V117H114L113 120L110 121V123L107 125V127L110 128H114L115 126H117ZM216 124V125H215ZM9 126L7 128V126ZM201 125V127H203ZM231 125V126H230ZM251 125V126H250ZM260 129H259V127ZM5 126V127H4ZM34 126V127H31ZM223 126V127H222ZM240 126V127H239ZM242 126V127H241ZM255 126V128H254ZM37 127V128H36ZM220 127V128H218ZM229 127V128H228ZM258 127V128H257ZM262 127V129H261ZM4 128V129H3ZM40 128V129H39ZM193 128V127H192ZM191 126H190V130H192ZM216 128V129H215ZM252 128V130H251ZM255 130H254V129ZM257 128V129H256ZM226 131H225V130ZM228 129V130H227ZM243 129V130H242ZM245 129V130H244ZM250 129V130H249ZM32 130V131H30ZM42 130V131H41ZM12 131V132H11ZM39 131V132H38ZM229 131V132H228ZM231 131V133H230ZM239 131H243V133H246L245 137L244 136H237L234 137V133L235 135L238 134ZM247 131V132H246ZM15 132V133H14ZM34 133V134H32ZM44 133V134H43ZM218 135H217V134ZM228 135H227V134ZM233 133V134H232ZM120 136H119V135ZM232 134V135H231ZM251 134V135H250ZM15 137H13V136ZM18 135V136H17ZM45 135V136H44ZM194 137V138H192ZM12 136V137H11ZM22 136V137H21ZM132 136V137H131ZM221 136V137H220ZM251 136V137H250ZM18 137V138H17ZM54 139H53V138ZM60 137V138H59ZM121 137V138H120ZM142 137V138H141ZM8 140H6V139ZM47 138V139H46ZM63 138V139H62ZM120 138V139H119ZM124 138V139H123ZM191 138V139H190ZM195 138H200V137H195L192 135V133L189 134V141H194L193 139ZM229 138V139H228ZM22 139V140H21ZM58 139V140H57ZM119 141H118V140ZM228 139V140H227ZM246 139V140H245ZM62 142H61V141ZM135 140V141H134ZM208 140V142H207ZM11 141V142H10ZM51 141V142H50ZM53 141V142H52ZM87 141V142H86ZM138 141V142H137ZM141 141V142H140ZM145 141V142H144ZM231 141V142H230ZM86 142V143H85ZM206 142V143H205ZM233 142V144H232ZM12 143V144H11ZM61 143V144H60ZM129 143V144H128ZM140 143V144H139ZM143 143H146L143 145ZM237 143V144H236ZM14 144V145H13ZM54 144V145H53ZM104 146H107L108 144L110 145V143H104ZM107 144V145H106ZM131 144V146H130ZM208 144V145H207ZM219 144V145H218ZM53 145V146H52ZM61 145H65L68 148L63 152V155L67 156L70 161H71V166H73V168L71 169H60L58 170L56 167L58 165V163L61 160V155L62 152L59 151L58 147ZM83 145V146H82ZM108 145V146H109ZM239 145V146H238ZM250 144H246V146H249ZM21 146V147H20ZM55 146V147H54ZM136 146V147H135ZM138 146V147H137ZM228 146V147H227ZM238 146V147H237ZM20 148V149H16V148ZM83 147V148H82ZM151 147V148H149ZM154 147V148H153ZM160 147V148H159ZM169 147V148H168ZM198 147V148H197ZM263 144L261 142L260 146H255L254 150L259 151L261 149H263ZM87 150H86V149ZM130 148V149H129ZM134 148V152L130 151ZM142 148V153H144V157H143V161L141 162L140 165L142 166H135L133 165L131 162L126 161L124 162L125 167L128 169L130 168V170L128 169V172L126 174H123L122 176L118 177H110V172L113 171L112 169L116 168L115 171L118 170V165H116L122 158H126V156H130V158L133 159L134 155L138 154V150ZM168 148V149H167ZM214 148V149H213ZM224 148V149H223ZM232 148V149H231ZM237 148V149H236ZM258 148V149H257ZM27 151H26V150ZM151 149V150H150ZM158 149V150H157ZM162 149V150H161ZM165 149V150H164ZM167 149V150H166ZM175 149V150H174ZM178 149V150H177ZM209 149V150H208ZM230 149V150H229ZM252 149V148H251ZM58 150V151H57ZM83 150V151H82ZM115 150V151H114ZM128 150V151H127ZM153 150V151H152ZM164 150V153H163ZM173 150V151H172ZM177 150V151H176ZM208 150V151H207ZM236 150V151H235ZM239 150V152H238ZM152 151V152H151ZM181 151V152H180ZM196 151V152H195ZM202 153H201V152ZM221 151V152H220ZM229 151V152H228ZM88 152V153H87ZM117 152V153H115ZM123 152V154H121ZM126 152V153H125ZM129 152V153H128ZM160 152V153H159ZM185 154H184V153ZM189 152V153H188ZM216 152V153H215ZM236 152V153H235ZM238 152V153H237ZM132 153V154H131ZM199 153V154H198ZM209 155H208V154ZM215 153V154H214ZM219 153V154H218ZM253 153V154H252ZM34 154V155H33ZM84 154V156H83ZM121 154V155H120ZM159 154V155H158ZM182 154V155H181ZM198 154V155H196ZM204 154V155H203ZM240 154V155H239ZM79 155V156H77ZM106 155V156H105ZM108 155V156H107ZM155 155V156H154ZM176 155V158H175ZM186 155V156H185ZM195 155V156H194ZM201 155V156H200ZM207 155V157H206ZM214 155V156H213ZM226 155L228 157V161L231 164L232 162V166H233V171L232 172H226V173H222V176L217 175V173L214 172V167L217 164L216 160L218 159V157ZM252 155V156H251ZM89 156V157H88ZM123 156V157H122ZM133 156V157H132ZM158 156V157H157ZM240 156V157H239ZM105 157V158H104ZM189 157V158H188ZM199 158V160L202 161L201 165L199 167H197L196 164H194L197 159ZM203 157V158H202ZM205 157V158H204ZM212 157V158H211ZM230 157V158H229ZM232 157V158H231ZM237 157L239 159H237ZM262 157V159H261ZM107 158V159H106ZM121 158V159H120ZM166 158V159H165ZM168 158V159H167ZM174 158V159H172ZM179 158V159H178ZM243 158V159H242ZM261 160H260V159ZM40 159V160H39ZM75 159V160H74ZM88 159V160H87ZM90 159H92L90 161ZM110 159V160H109ZM113 159V160H111ZM118 159V160H117ZM158 159V160H157ZM221 159V157L219 158ZM165 161V162H161ZM180 160V161H179ZM237 160V161H236ZM240 160V161H239ZM244 160V161H243ZM84 161V162H83ZM90 161V162H89ZM94 161V162H95ZM104 162H108L110 161V163H112L114 166L112 165H107L105 163H103V165L105 167H103L102 163ZM146 161V162H145ZM176 161V162H175ZM204 161V162H203ZM263 161V162H262ZM40 162V163H39ZM99 162V163H98ZM240 162V163H239ZM242 162V163H241ZM255 162V164H254ZM258 162V163H257ZM261 162V163H260ZM85 163V164H84ZM147 163V164H146ZM154 163V165H153ZM172 163V164H171ZM211 163L213 165H211ZM240 164V165H237ZM253 163V165H252ZM55 164V166H54ZM89 166H88V165ZM128 164V165H127ZM131 164V165H130ZM207 164V165H206ZM215 164V165H214ZM145 167H144V166ZM203 165V166H202ZM209 165V166H208ZM253 167H252V166ZM76 166V167H75ZM101 166V167H99ZM116 166V167H115ZM174 166V167H173ZM205 166V167H204ZM208 166V167H207ZM248 166V167H247ZM103 167V168H102ZM153 167V168H152ZM158 167V168H157ZM242 167V168H239ZM99 168V169H98ZM112 168V169H111ZM212 168V169H211ZM244 168H248L247 171L244 170ZM73 169V170H72ZM76 169V170H74ZM133 169V170H132ZM135 169V170H134ZM140 169V170H139ZM198 169H200L198 171ZM205 169V170H204ZM238 169V170H237ZM71 170V171H70ZM79 170V171H78ZM109 170V171H107ZM152 170V171H151ZM155 170V171H154ZM251 170V171H250ZM61 171V172H59ZM66 171V172H65ZM102 171V172H101ZM106 171V173H105ZM139 171V172H138ZM141 171L143 173H141ZM160 171V172H159ZM186 171V172H185ZM192 171V172H191ZM238 171V172H237ZM243 171V172H242ZM118 172V171H117ZM134 172V173H133ZM136 172V173H135ZM153 172V174L151 173ZM156 172V174H155ZM174 172V173H173ZM178 172V173H177ZM202 172V173H201ZM207 172V173H206ZM213 172V173H212ZM247 172V173H246ZM74 173V174H73ZM77 173V174H76ZM116 173V172H115ZM133 173V175H132ZM146 173V174H145ZM151 173V174H150ZM160 173V175H159ZM176 173V174H175ZM180 173V174H179ZM185 173V174H184ZM232 173V175H230ZM79 174V175H78ZM107 174V176H106ZM164 174V175H163ZM32 170H30V176H32ZM49 175V177L47 176ZM68 175V174H67ZM130 175V176H129ZM135 175V176H134ZM141 175V176H140ZM144 175V176H142ZM148 175V176H147ZM153 175V176H151ZM155 175V176H154ZM175 175V176H174ZM208 175V176H207ZM213 175V176H212ZM215 175V176H214ZM240 175V176H238ZM253 175V176H252ZM77 176V177H76ZM106 176V177H104ZM139 176V177H138ZM184 176V177H183ZM198 176V177H197ZM219 176V177H218ZM226 176V177H225ZM251 176V179L249 180V177ZM7 177V180L14 186V188H18V187H22V186H26L27 182L24 179H21L20 176L17 177V175L13 176L12 174H9ZM9 177V179H8ZM13 177V178H12ZM64 177V176H63ZM79 177V178H78ZM82 177V179H80ZM128 177V178H127ZM132 177V178H131ZM135 177V178H134ZM144 177V178H143ZM149 177V178H148ZM177 177V178H176ZM187 177V178H186ZM215 179H214V178ZM222 177V178H221ZM234 177V178H233ZM247 177V179H246ZM59 178V180H57ZM77 178V179H76ZM130 178V179H129ZM134 178V179H133ZM139 178V179H138ZM153 178V179H152ZM182 178V180H181ZM192 178V179H191ZM210 178V179H209ZM219 180H217V179ZM220 178V179H219ZM228 178V179H227ZM258 178V177H256ZM19 179V180H18ZM80 181H79V180ZM110 179V180H109ZM118 179V180H117ZM129 179V180H128ZM146 179V180H145ZM149 179V180H147ZM162 179V180H160ZM177 179V180H176ZM185 179V180H184ZM191 181H190V180ZM200 179V180H199ZM213 179V181H212ZM227 181H226V180ZM245 179V180H244ZM12 180V181H11ZM22 180V181H21ZM72 180V181H71ZM82 180V181H81ZM121 180V181H120ZM157 180V181H156ZM211 180V181H210ZM223 180V181H221ZM147 181H150L149 183H146ZM153 181V182H152ZM193 181V182H192ZM217 181V182H216ZM226 181V182H225ZM241 181V182H240ZM79 182V183H78ZM115 182V183H114ZM138 182V181H137ZM155 182V183H154ZM159 184V186L157 185V183ZM162 182V183H161ZM181 182V183H180ZM192 182V183H191ZM195 182V183H194ZM208 182V183H207ZM233 184H232V183ZM236 182V183H235ZM240 182V183H239ZM261 182V183H260ZM263 182V183H262ZM18 183V184H17ZM47 183V186H46ZM152 183V184H151ZM161 183V184H160ZM220 183V184H219ZM227 183V184H226ZM231 183V184H230ZM244 183V184H243ZM246 183V184H245ZM260 183V184H258ZM53 184V185H52ZM110 184V185H109ZM179 184V185H178ZM206 184V185H205ZM208 184V185H207ZM243 184V185H242ZM112 185V186H111ZM143 185V186H142ZM151 185V186H150ZM157 185V187H156ZM165 187L163 188L162 187ZM185 185V186H184ZM203 185V186H202ZM223 185V186H222ZM247 187H246V186ZM255 185V186H254ZM78 185H76L77 187ZM120 186L119 189H117ZM161 186V187H160ZM170 186V187H169ZM182 186V187H181ZM192 186V187H191ZM194 186V187H193ZM205 186V187H204ZM207 186V187H206ZM242 186V187H241ZM259 186V187H258ZM53 187V188H52ZM132 187V188H131ZM169 187V189L167 188ZM197 187V189H196ZM235 187L237 190H235ZM238 187V188H237ZM254 187V189H253ZM163 188V189H162ZM172 188V189H171ZM187 188V189H186ZM251 188V189H250ZM66 189V190H65ZM155 189V190H156ZM191 189V190H190ZM208 189V190H206ZM244 189V190H242ZM108 190L107 193H105L103 195V200H105V202H110L113 201L115 198V195H117L116 190L115 191ZM171 190V192H170ZM182 192H181V191ZM190 190V191H189ZM197 190V191H196ZM203 190V191H202ZM205 190V191H204ZM242 190V191H241ZM246 190V191H245ZM252 192H251V191ZM129 192L131 190H128ZM193 191V192H192ZM195 191V192H194ZM240 191V192H239ZM250 191V192H249ZM169 192V195H168ZM198 192V193H197ZM234 192V194H233ZM63 193V194H62ZM109 193L110 196L108 195ZM177 193V194H176ZM190 193V194H189ZM231 193V194H230ZM242 193V194H240ZM244 193V194H243ZM246 193V194H245ZM194 194V195H193ZM234 196H233V195ZM59 195V196H58ZM250 195V196H249ZM254 195V196H253ZM108 196V197H107ZM113 196V197H111ZM174 196V197H173ZM249 196V197H247ZM19 197H22L21 194H19ZM60 197V198H58ZM107 197V198H105ZM111 197L113 200H110ZM152 197V196H151ZM170 197V198H169ZM173 197V198H172ZM190 197V198H189ZM202 200H201V198ZM241 197V200H240ZM244 198V199H243ZM248 198V199H247ZM60 201H59V200ZM170 201H169V200ZM237 199V200H236ZM243 199V200H242ZM55 200V201H54ZM135 200V199H134ZM159 200V198L156 196L154 202H157ZM197 200V201H196ZM130 201V202H129ZM160 201V200H159ZM196 201V202H195ZM129 202V204H128ZM191 202V203H189ZM233 202V203H232ZM235 202V203H234ZM132 203V204H131ZM249 203L253 204L252 207L251 206H247ZM59 204V205H58ZM191 204V206H190ZM198 204H199V208H198ZM241 204V205H240ZM25 205V206H24ZM31 208H30V206ZM58 205V207H57ZM240 205V206H238ZM36 205H34L35 207ZM51 206V207H50ZM79 207H81L82 205H78ZM129 206V207H128ZM243 206V207H242ZM2 206L0 205V208ZM29 207V208H28ZM125 207H128L125 209ZM131 207V208H130ZM164 207V206H163ZM242 207V208H241ZM251 207V208H250ZM49 208V209H48ZM58 208V209H57ZM60 208V209H59ZM188 208V209H187ZM31 209V210H30ZM130 209V210H129ZM134 211H133V210ZM192 209V210H191ZM56 210V211H55ZM167 210V211H166ZM171 210V211H170ZM194 210L196 212H194ZM31 211V212H30ZM46 211V212H45ZM133 211V212H132ZM57 212V213H56ZM131 212V213H129ZM144 213V214H143ZM170 213V214H169ZM172 213V214H171ZM187 213V214H186ZM133 214V215H132ZM177 214V215H176ZM194 214V215H193ZM142 216V217H141ZM174 216V217H173ZM178 217V218H177ZM58 218V217H57ZM163 218V217H162ZM145 219V220H144ZM148 221H147V220ZM176 219V220H175ZM38 220V223H37ZM53 221V222H52ZM175 221V223L173 222ZM37 223V224H36ZM138 223V224H137ZM143 223V224H142ZM146 223V225H145ZM179 223V224H178ZM263 223V224H262ZM142 226H140V225ZM152 224V223H150ZM182 224V225H181ZM40 225V226H38ZM140 227H139V226ZM153 225V224H152ZM251 225V226H250ZM37 227V228H36ZM137 227V228H136ZM143 227V228H142ZM155 228V225L152 226V228ZM116 228V229H115ZM148 228V229H147ZM162 228V229H161ZM54 229V231H53ZM115 229V231H114ZM151 229V227H150ZM178 229V230H177ZM161 230V231H160ZM181 230V231H180ZM185 231V233L183 231ZM50 231V232H49ZM118 231V232H117ZM126 231V232H125ZM138 231V232H137ZM141 231V232H140ZM144 231H149L144 232ZM164 231V232H163ZM177 231H179L177 233ZM221 231V232H219ZM169 234H167V233ZM181 232V233H180ZM183 232V234H182ZM237 232V233H236ZM240 234H239V233ZM242 232V233H241ZM79 234H83V231H78ZM98 233V234H97ZM119 233V234H118ZM138 233V234H137ZM143 235H142V234ZM147 233V234H146ZM176 233V234H175ZM180 233V234H179ZM55 234V235H54ZM164 234V235H163ZM174 236L170 241L169 236ZM199 234V235H198ZM231 234V235H230ZM94 235V236H93ZM97 235V236H95ZM112 235V236H111ZM118 235V239L117 238ZM134 235V236H133ZM147 235V236H146ZM163 235V237H162ZM166 235V236H165ZM220 235V236H219ZM229 235V236H228ZM237 235V237H236ZM52 236V237H51ZM59 236V235H58ZM130 236V238H129ZM140 236V237H139ZM149 236V237H148ZM153 236V237H152ZM159 236V237H156ZM161 236V237H160ZM168 236V237H167ZM170 236V237H171ZM180 236V237H179ZM182 236V238H181ZM184 236V237H183ZM52 239H51V238ZM97 237V238H96ZM179 237V238H178ZM54 238V241H53ZM100 238V239H99ZM103 238V239H102ZM113 238V239H112ZM138 238V239H137ZM145 238V239H143ZM152 238V239H151ZM156 238V239H154ZM158 238V239H157ZM165 239V240H164ZM177 239V240H176ZM216 239V240H215ZM93 240V241H92ZM129 240V241H128ZM131 240V241H130ZM135 240V241H133ZM142 240V242L140 241ZM146 240V243H145ZM160 240V241H159ZM95 241V242H94ZM139 241V242H138ZM176 241V242H175ZM254 241V242H253ZM95 244H94V243ZM127 244H125V243ZM132 242V243H131ZM137 242V243H135ZM148 242V243H147ZM173 242V243H171ZM174 242L176 244H174ZM183 242V243H182ZM99 243V245H98ZM124 243V244H123ZM162 243V244H161ZM171 243V244H170ZM224 243V244H223ZM55 244L57 246H55ZM93 244V245H92ZM133 244V245H132ZM136 244L138 247H136ZM173 244V245H172ZM178 244V245H177ZM214 244V245H213ZM131 245V246H130ZM224 245V246H223ZM97 246V247H96ZM100 246V247H98ZM148 246V247H147ZM104 247V248H103ZM127 247V248H126ZM187 247V249H186ZM189 247V248H188ZM239 247V248H238ZM95 248V249H94ZM102 248V249H101ZM185 248V249H184ZM99 251H96V250ZM190 249V250H189ZM179 250V251H178ZM249 250V251H248ZM248 251V252H247ZM254 251V250H253ZM62 252V253H61ZM99 254H98V253ZM135 252V253H134ZM185 252V253H184ZM192 252V253H191ZM59 253V254H58ZM133 253V254H132ZM104 254V256H103ZM189 254V255H188ZM247 254V255H246ZM185 256V257H184ZM225 257V258H224ZM239 257V258H238ZM243 257V258H242ZM108 258V259H107ZM238 259H241L238 261ZM112 261V262H111ZM248 263H247V262ZM106 262V263H107ZM185 264H190V262H185Z\"/></svg>", "mask_w": 264, "mask_h": 264}, {"label": "built area", "instance_id": "3", "mask_svg": "<svg viewBox=\"0 0 264 264\" xmlns=\"http://www.w3.org/2000/svg\"><path fill=\"white\" fill-rule=\"evenodd\" d=\"M72 1L76 2V0ZM231 1H239L240 6H243L246 0H218L223 4ZM56 9L63 11L64 2L0 0V57L9 60V67L0 69V88H6L9 92L8 96L0 99V116H10L12 113L10 108L13 109L25 99L18 90H15L18 86L29 89L28 93L34 98V103H40L46 98L48 86L51 84L52 70L51 60L47 56L56 50L55 43L51 41L56 38L53 30H58L59 24L46 22L44 15L49 10ZM74 38L76 32L65 37L70 48V41ZM74 48L76 52V43Z\"/></svg>", "mask_w": 264, "mask_h": 264}, {"label": "snow or ice", "instance_id": "4", "mask_svg": "<svg viewBox=\"0 0 264 264\" xmlns=\"http://www.w3.org/2000/svg\"><path fill=\"white\" fill-rule=\"evenodd\" d=\"M50 2H51V0H50Z\"/></svg>", "mask_w": 264, "mask_h": 264}]
</instances>
